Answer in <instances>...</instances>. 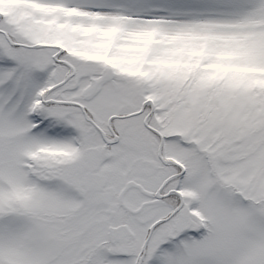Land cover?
<instances>
[{"label":"snow or ice","instance_id":"1","mask_svg":"<svg viewBox=\"0 0 264 264\" xmlns=\"http://www.w3.org/2000/svg\"><path fill=\"white\" fill-rule=\"evenodd\" d=\"M0 264H264V0H0Z\"/></svg>","mask_w":264,"mask_h":264}]
</instances>
